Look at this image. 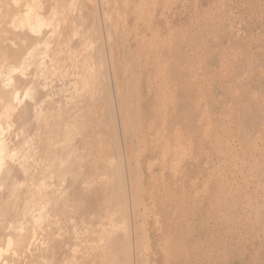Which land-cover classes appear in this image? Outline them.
Masks as SVG:
<instances>
[{"label":"rangeland","instance_id":"1","mask_svg":"<svg viewBox=\"0 0 264 264\" xmlns=\"http://www.w3.org/2000/svg\"><path fill=\"white\" fill-rule=\"evenodd\" d=\"M0 264H264V0H0Z\"/></svg>","mask_w":264,"mask_h":264}]
</instances>
